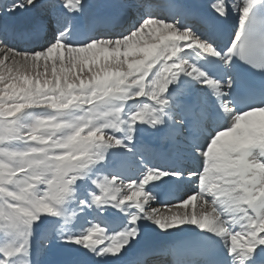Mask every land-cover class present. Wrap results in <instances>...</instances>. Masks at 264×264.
<instances>
[{
    "label": "snow or ice",
    "instance_id": "1",
    "mask_svg": "<svg viewBox=\"0 0 264 264\" xmlns=\"http://www.w3.org/2000/svg\"><path fill=\"white\" fill-rule=\"evenodd\" d=\"M244 70L264 77V0H0V264H264Z\"/></svg>",
    "mask_w": 264,
    "mask_h": 264
},
{
    "label": "bare ground",
    "instance_id": "2",
    "mask_svg": "<svg viewBox=\"0 0 264 264\" xmlns=\"http://www.w3.org/2000/svg\"><path fill=\"white\" fill-rule=\"evenodd\" d=\"M177 3L186 4V5H197L203 7L205 4H209L210 0H176ZM140 143L145 145L146 147L152 149V155L156 158V160L159 158V154L156 152V148L153 147V144L155 143V146L164 147L163 142L160 141L157 137L151 135L150 133H144V135L140 138ZM175 203V202H173ZM153 207L159 209L161 212H168L169 209L162 207L161 205L157 204L156 202H153ZM184 208H172L171 212H177V211H184ZM188 211L192 210V206H188ZM196 211H200L199 206L197 205ZM161 237L157 235H153L151 232H149L147 240L151 241L154 239H159Z\"/></svg>",
    "mask_w": 264,
    "mask_h": 264
},
{
    "label": "rangeland",
    "instance_id": "3",
    "mask_svg": "<svg viewBox=\"0 0 264 264\" xmlns=\"http://www.w3.org/2000/svg\"><path fill=\"white\" fill-rule=\"evenodd\" d=\"M6 63H8V61H6ZM41 63H43V62H41ZM41 71L43 70L42 68L40 69ZM50 71H51V63L49 62V76H50ZM60 250H54V252H56V255H57V257L59 256L58 255V253L57 252H59ZM53 252V251H52ZM52 252H49L47 255H45V256H51V254H52ZM45 256H42L41 258H45ZM35 258V257H34ZM40 258V259H41ZM57 258H54V260H56Z\"/></svg>",
    "mask_w": 264,
    "mask_h": 264
}]
</instances>
